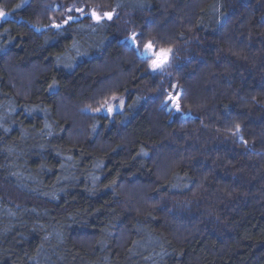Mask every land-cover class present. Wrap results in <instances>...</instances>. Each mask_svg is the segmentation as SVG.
<instances>
[{
  "label": "trees",
  "instance_id": "16d2710c",
  "mask_svg": "<svg viewBox=\"0 0 264 264\" xmlns=\"http://www.w3.org/2000/svg\"><path fill=\"white\" fill-rule=\"evenodd\" d=\"M0 8V264H264V0Z\"/></svg>",
  "mask_w": 264,
  "mask_h": 264
},
{
  "label": "snow or ice",
  "instance_id": "6c2138e0",
  "mask_svg": "<svg viewBox=\"0 0 264 264\" xmlns=\"http://www.w3.org/2000/svg\"><path fill=\"white\" fill-rule=\"evenodd\" d=\"M22 7V4H17L16 5V9H19ZM13 9V12L16 10ZM69 11L71 12L72 9L70 8ZM76 11L80 12L81 14L84 13V9L83 8H78L76 9ZM10 13L5 12L2 8H0V21H6L7 17L9 16ZM91 18H93L95 20V22L97 24H99L102 20L107 19V20H112L113 19V12H104L103 14H99L95 9L91 10ZM73 17L69 16L64 23L67 24L70 20H72ZM53 27H57L59 28L60 25L58 24H54ZM142 36L143 34H137V33H132V35L127 39L128 42H130L131 44L136 46V50L139 51V45L136 43L137 41V37ZM171 52V49H160L159 51H156L154 48V44L152 41H149L147 43L144 44V48H143V52H141L140 54L143 56L145 54H151V57H154V59L152 60V63L150 65V67L155 71L156 69H162L163 66L165 65V63L167 62V57L168 54ZM51 87V86H50ZM169 102H173L177 111H179L180 109V105L178 102V99H176L175 97L169 95L168 100L165 101V105H167ZM102 107H104L102 105ZM97 111H100L101 109H96ZM113 110V108L111 106L108 107V111L111 112ZM240 132V126L237 125L236 126V133L238 134Z\"/></svg>",
  "mask_w": 264,
  "mask_h": 264
},
{
  "label": "rangeland",
  "instance_id": "374dc122",
  "mask_svg": "<svg viewBox=\"0 0 264 264\" xmlns=\"http://www.w3.org/2000/svg\"><path fill=\"white\" fill-rule=\"evenodd\" d=\"M96 11L99 14H102L98 10H96ZM76 12H77V15L79 17H84L87 14V11L85 9H84V13L83 14H81L78 11H76ZM90 13H91V11L88 14L90 15ZM125 23H127V22H125ZM131 35L132 34H130L128 37H130ZM154 48H155L156 51H159L160 49H163V48H157L155 45H154ZM142 52H143V49H142ZM176 56H177V50L171 48V52L168 54L167 62L165 63V65L163 66V68L162 69H159L158 68L155 71L150 67V65H151L152 60L154 59V57H151V54H145L142 57L144 58V60H147V62H148V65L146 67L147 72L151 76H160L163 73L167 72L173 66L174 61L176 59ZM174 88H175V85H174ZM170 95L173 96V97H175L176 99H178V96L175 93H172ZM167 100H168V98L166 99V101ZM124 105H125V98H124V96H116V97L112 98L110 101H108L104 105V107H101L100 108L101 109L100 112L101 113L108 114L110 116H113L114 114L121 112L123 110V108H124ZM109 106H111L113 108V110L111 112L108 111V107ZM167 108H168V110H173V109L174 110H177L173 102H169L167 104ZM87 112H90V109H87Z\"/></svg>",
  "mask_w": 264,
  "mask_h": 264
}]
</instances>
